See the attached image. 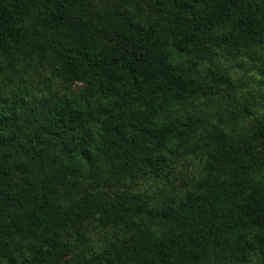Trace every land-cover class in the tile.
Returning a JSON list of instances; mask_svg holds the SVG:
<instances>
[{
    "label": "trees",
    "instance_id": "1",
    "mask_svg": "<svg viewBox=\"0 0 264 264\" xmlns=\"http://www.w3.org/2000/svg\"><path fill=\"white\" fill-rule=\"evenodd\" d=\"M258 60L264 0H0V264H264V112L187 110Z\"/></svg>",
    "mask_w": 264,
    "mask_h": 264
},
{
    "label": "rangeland",
    "instance_id": "2",
    "mask_svg": "<svg viewBox=\"0 0 264 264\" xmlns=\"http://www.w3.org/2000/svg\"><path fill=\"white\" fill-rule=\"evenodd\" d=\"M209 65L206 62L203 68L206 70ZM228 69L235 82L232 88L217 87L207 96L186 107L190 116L202 121L216 123L229 136L234 137L247 134L253 125L254 117L263 114L264 90H261L260 87L264 77L260 76V70H263V68L259 60L255 62V65L244 67L231 63L228 65ZM32 78L33 84H37L41 80V78L34 75H32ZM247 105L252 112L251 115L245 112L244 108ZM201 170L202 166L199 159L194 155H188L183 159L176 160L172 164V169L165 170L164 174L168 175L172 186L177 187L182 182L181 177L190 176ZM164 182L165 180L161 178L149 176L134 182H128L125 186L132 191L156 196L161 193L158 189L169 186L168 183Z\"/></svg>",
    "mask_w": 264,
    "mask_h": 264
}]
</instances>
